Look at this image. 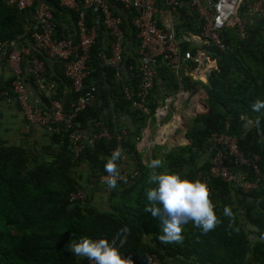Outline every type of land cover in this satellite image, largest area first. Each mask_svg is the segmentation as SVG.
<instances>
[{"label": "trees", "instance_id": "obj_1", "mask_svg": "<svg viewBox=\"0 0 264 264\" xmlns=\"http://www.w3.org/2000/svg\"><path fill=\"white\" fill-rule=\"evenodd\" d=\"M38 2L53 8L57 39L69 34L75 36V11L59 6L58 0H35ZM186 8L185 4L180 9L183 24L177 33L180 35L181 29L198 34L200 28L196 14L193 11L187 15ZM121 16L127 37L126 49L130 53L128 63L135 67L137 73V50L141 42L131 25L132 15ZM29 21V10H20L9 0H0V44L23 34ZM85 21L87 26L96 27L98 32L97 43L88 58L92 74L86 85H97L99 97L93 106L79 114L75 122L86 129L89 128V120H99L109 122L112 129L114 116L122 111L130 113L135 127L126 143L137 155L132 157L134 161L131 163L136 167L129 172V164L124 170L127 179L119 180L114 188H109L100 178L108 175L104 165L118 148L116 139H103L94 146L85 147L77 157L72 150L69 132L62 127H56L51 134L45 132L48 138L45 144L41 141L26 144L22 138L19 140L21 144H17L8 139L11 136L4 135V113L0 110V264H87L89 260L76 257L67 250L70 243L78 242L82 237L115 239L121 255L130 258L133 264H146L153 254L158 255L163 264H264V183L261 189L244 195L242 191L236 192L217 180L212 181L210 199L221 221L218 227L203 234L189 222L183 225L181 243L164 244L159 241L161 221L145 211L149 203L145 191L153 186L148 183L152 170L142 162L135 140L146 123L144 118L128 110L129 103L119 92L121 84L114 82L113 70L102 66L96 58L105 39L100 14L94 15L92 10H88ZM66 22L70 23L68 29L64 26ZM222 38L229 48L227 51L204 47L218 62V69L209 76V84L191 83L190 78L184 77L180 83L167 65L161 63L159 67V77L165 83L164 95L175 93L181 85L186 90L196 91V85L201 84L209 96L208 113L195 117L189 128L191 145L167 151L161 159H156L153 153V160H160L164 170L179 173L189 180H200L201 176L209 173L210 140L214 135L226 133L227 125L228 134L239 139L240 149L246 156L250 153L260 156L259 166L264 175V108L259 111L252 108L256 100L264 101V35L260 29H255L248 41L240 42L235 30L228 28ZM196 51L194 49L193 53ZM36 56L44 59L38 53ZM45 64L48 83H57L53 98L61 99L64 110L68 112L76 94L64 77L62 63L58 65L61 66L59 70H51L46 60ZM186 80L193 86L185 83ZM11 85V78L6 80L0 76V90L11 92ZM0 103L11 105L2 98ZM243 119H250L255 125L246 134L241 131L240 121ZM125 122L121 121L116 128L131 129ZM21 135L29 136L22 132ZM159 146L163 147H156ZM117 164L119 173H122V160ZM83 174L95 191L101 190L109 195L105 209L94 207L91 197L84 202L70 199L72 192L88 188L81 186ZM225 207L231 209V217L224 216ZM123 228L129 231L122 234L120 230ZM121 239H126L123 247H120Z\"/></svg>", "mask_w": 264, "mask_h": 264}, {"label": "built area", "instance_id": "obj_2", "mask_svg": "<svg viewBox=\"0 0 264 264\" xmlns=\"http://www.w3.org/2000/svg\"><path fill=\"white\" fill-rule=\"evenodd\" d=\"M9 3L20 10H29L31 17L23 34L0 44V55H4L3 60L7 63L12 79L11 92L0 90V98L8 104L16 102L19 105L26 124L22 128L23 134H30L35 128L49 134L56 127L68 131L75 157L85 147L94 146L103 139H116L122 152V173H119L122 179L118 181L127 179L124 170L128 169L132 157L137 156L126 143L130 136L127 130L116 128L121 121L133 124L130 113L122 111L114 116L111 120L112 129L109 122L99 120H89V128L86 129L75 122L79 114L93 106L97 96L99 97L97 85H86V80L92 74L88 58L98 38L96 27L86 25V12L92 10L94 15L100 14L104 28L105 39L96 55L97 60L102 66L113 70L114 82L121 84L119 92L123 100L129 103L128 110L136 113L137 117L144 118L146 123L141 136L135 138L137 152L144 157L142 162L145 166L150 164H146L147 161H153L150 149L154 144L151 141L154 126L159 128L155 133L156 145L165 144L181 128L158 137L162 126L176 121L181 115L175 111L182 109L189 100L192 104L197 95L191 96L194 90H186L181 85L178 91L163 95V101L156 103L154 91L161 62L173 71L178 82H182L181 70L194 82H201L203 76H210L217 69L210 68V63L217 61L204 47L211 46L225 52L229 48L222 36L228 28L235 30L240 42L248 41L252 31L258 29L264 19V0H58L59 6L77 13V21L75 36L69 34L57 39L53 8L49 4L35 3V0H9ZM185 4L196 14L197 26L200 28L198 34L191 31H184L180 35L177 33L178 27L183 24L180 9ZM123 13L132 15L131 25L141 42L137 50V73L135 67L128 63L130 53L126 49L127 37L121 16ZM177 18L181 22H176ZM231 21L233 24H230ZM66 27H70V23ZM29 44L44 59L31 56ZM194 49H197L196 53H193ZM45 60L62 63L64 77L76 94L68 112L64 110L61 99L53 98L55 89L45 76ZM136 77L138 80L134 81ZM27 78L31 80L32 86L49 98L46 109L32 105ZM205 100L204 95L201 97L202 103ZM110 105L114 106L111 99ZM194 107L193 105L192 109ZM181 120L183 122L182 116ZM228 129L227 125L226 133L214 135L210 140L211 168L207 175L201 176L200 181L208 186L210 195L211 182L214 180L230 186L236 192L251 194L261 189L264 183V175L259 166L261 158L251 153L246 156L240 149L239 139L229 135ZM107 176L100 178L102 183ZM70 199L84 202L88 199V192L79 188L71 193ZM87 264L91 262L88 261ZM146 264H163V260L153 254Z\"/></svg>", "mask_w": 264, "mask_h": 264}, {"label": "clouds", "instance_id": "obj_3", "mask_svg": "<svg viewBox=\"0 0 264 264\" xmlns=\"http://www.w3.org/2000/svg\"><path fill=\"white\" fill-rule=\"evenodd\" d=\"M214 68L218 69V62ZM207 78L209 82V76ZM205 84L209 83L205 82ZM207 100L204 102L207 103ZM252 108L259 111L264 108V101L256 100ZM121 158L122 152L117 148L104 165V170L108 173L105 183L109 188H114L118 179H122L117 164ZM148 167L152 170L148 183L153 186L145 191L146 199L149 202L145 211L161 221L162 234L158 236L161 243H181L183 241V225L189 222L203 234L218 227L221 221L215 212V205L210 199V190L204 182L198 179L182 178L179 173L164 170L160 160L151 161ZM223 214L231 217V209L225 207ZM120 231L123 234L129 230L123 228ZM124 243H126V239H121L120 247H123ZM67 250L76 257L86 258L91 264H133L130 258H124L121 255L115 239L110 243L103 238L94 240L82 237L78 242L70 243Z\"/></svg>", "mask_w": 264, "mask_h": 264}, {"label": "crops", "instance_id": "obj_4", "mask_svg": "<svg viewBox=\"0 0 264 264\" xmlns=\"http://www.w3.org/2000/svg\"><path fill=\"white\" fill-rule=\"evenodd\" d=\"M186 13H187V15H191V14H193V11L190 8L187 7L186 8ZM123 14H125V13H123ZM125 17H127V15H125ZM65 20H66V18H65ZM262 22H263V23H261L262 25L258 29H260V31L263 32V35H264V19L262 20ZM64 26L65 27L68 26V23L67 22L64 23ZM66 28L68 29V27H66ZM263 40H264V38H263ZM29 46H30V49H31V56L36 55V51H34L32 49V45L29 44ZM2 58H4V55H0V76L4 77L7 80V79L11 78L10 77V72H9V69H8L6 61L3 60ZM58 65H60V64L57 63V62H50L49 61V68L51 70H55V69L59 70V69H61V66H58ZM52 74H53V72H52ZM180 75H181V73H180ZM183 75H184V77L188 78L184 71H183ZM48 79L51 80L50 73H48ZM134 81H136V80L134 79ZM27 82H28V91H29V95H30V98H31V101H32V105L35 108L46 109L48 107L49 98L45 94L39 92L34 86H32L31 80L29 78H27ZM191 82L193 83L194 81L191 79ZM49 83L54 85V89L56 88L57 83H55V82L54 83L49 82ZM201 83L205 84L203 82H201ZM156 84H157V86L159 85L160 87H156V88L159 89V92H158V89L157 90L155 89V91H156L155 94L156 95H155V100L154 101L156 103H161L163 101V95L165 94V86H164L165 83H164V81H162V79L160 77H158L157 81H156ZM161 91H162V93H161ZM196 91H198L197 94H199L198 96L201 98L202 94H203V91H204V89L202 88L201 84H197L196 85ZM0 110L4 113L3 114L4 115V117H3L4 135L13 136V138L15 139L13 143H17L18 141L16 139L17 138L20 139L22 137L21 132H22V128H23V125H24V119H23V116H22L21 109H20L19 105L16 102H14L13 104L8 105V106L6 104H4V103H0ZM204 110H205V107H204V105L202 103L201 106L194 107V112L193 113L189 112V114L190 115H194L196 113H202ZM125 123H127V122H125ZM174 123H175V121H172L169 124H166L165 126H162V128H161V130H160V132L158 134V137H160L163 134H169L172 131H174V129H177L178 126H181V124H182L181 116L179 117V120L175 124ZM128 125H130L131 129L125 128V127H122V128H125L127 130L128 134L130 135V133L132 134V131L134 130L133 127H135V126H133V124H130V123ZM240 126H242L241 127V131L244 134H246L255 125H254V122L252 120L243 119V120L240 121ZM183 128H184V126L183 127L181 126V129L179 131H177L175 136H173L171 138L172 139L171 142L172 143H174V142L176 143L175 146H177V145L178 146H183L185 144V142H187L186 139H185V134H184L185 130H182ZM29 136L32 137L30 139V143H34L35 141H41L42 144H45V143L48 142L47 135L45 134V131L42 130V129H33L32 133ZM4 137H7V136H4ZM129 138H130V136L127 138V140H129ZM8 139L10 141H12L11 138H8ZM186 145H184V146L186 147ZM133 161L134 160H132L131 162L133 163ZM131 162H130V164H131Z\"/></svg>", "mask_w": 264, "mask_h": 264}, {"label": "rangeland", "instance_id": "obj_5", "mask_svg": "<svg viewBox=\"0 0 264 264\" xmlns=\"http://www.w3.org/2000/svg\"><path fill=\"white\" fill-rule=\"evenodd\" d=\"M176 22H181V20L180 19H176ZM230 24H233V21H231V23ZM178 28H180V27H178ZM179 32L180 33H182L183 31L181 30V29H179ZM162 64H164V62H161ZM213 64H215V62H212ZM212 63H210V67H211V65H212ZM216 66V65H215ZM181 76L182 77H184V75H183V70H181ZM186 77H184V79H185ZM206 78V77H205ZM207 79V81H208V78H206ZM190 82H191V80H190ZM189 81H187L186 80V82L185 83H187L189 86H193V84H191ZM199 89V88H198ZM199 91V90H198ZM198 91H194L193 92V94L191 95V96H193L194 94L196 95L197 93H198ZM198 95V94H197ZM191 100H189L187 103H185L184 104V107L182 108V109H180L179 111H175L174 109H173V111H175V112H180V115L183 117V122H182V124H181V126L183 127L184 126V128L186 129L187 127H189L190 128V126H191V123H192V116L193 115H190L188 112L189 111H194V109H192V106L194 105V103H192L191 104ZM207 112H206V110L204 111V112H202V113H196V114H199V115H203V114H206ZM169 118H171V116H169ZM168 118V119H169ZM258 117H256L255 116V119H257ZM168 119L166 120V122L168 121ZM192 119V120H191ZM255 122H257V121H255ZM181 126H178V128H181ZM177 127V126H176ZM144 128H146V126L144 127ZM177 128V129H178ZM182 129V130H185V129ZM159 128L157 127V126H154V132H153V134H152V137H151V141L154 143V144H152V147H151V149H150V152H152V153H155V155H156V159H161L162 158V156L163 155H165L166 153H167V151H171L172 149H176L177 147H185L184 145H186L187 144V142H185V144L183 145V146H175L176 145V143L174 142V143H172L171 142V140L172 139H170V140H168L165 144H162L161 146H163V147H156L157 145H156V140H155V133H156V131L158 130ZM23 133V132H22ZM24 134H26V133H24ZM27 135H29V134H27ZM11 138V140L12 141H14L15 139L13 138V136H11L10 137ZM22 138V141L24 142V143H26V144H29V142H30V139L32 138V137H30V136H22L21 137ZM178 138V137H177ZM184 138V137H183ZM18 142H17V144H21V142L19 141L20 139L19 138H17L16 139ZM186 146H190L189 144H187ZM156 147V148H155ZM146 155V153H144V156ZM159 157V158H158ZM144 157L142 156L141 157V159H143ZM134 160V159H133ZM144 160V159H143ZM150 162H151V160H150ZM149 161H147L146 162V164H149L150 163ZM132 163V162H131ZM136 167V164H131V166L129 167V168H131V169H128V171L130 172V171H132L133 169L132 168H135ZM81 186L82 187H84V188H86V187H88L87 189H85L86 191H88L89 193H88V198H92V200H91V202L93 203L92 205L94 206V207H96V208H99V209H105L106 207H107V203H108V201L109 200H107L108 198H109V195H107L106 193H104L103 191H101V190H96L95 191V189H94V187L92 186V185H89L88 184V179H87V176L86 175H84L83 174V179L81 180ZM94 190V191H93ZM108 197V198H107ZM107 198V199H106ZM107 200V201H106ZM115 202H117V201H115ZM108 210H109V207L107 208Z\"/></svg>", "mask_w": 264, "mask_h": 264}, {"label": "bare ground", "instance_id": "obj_6", "mask_svg": "<svg viewBox=\"0 0 264 264\" xmlns=\"http://www.w3.org/2000/svg\"><path fill=\"white\" fill-rule=\"evenodd\" d=\"M215 65H216V64H212L210 68H214ZM205 77L207 78L208 76H207V75H206V76H203V77H202V80L205 81V82H207V79H206ZM198 95H199V94H198ZM198 95H196V96L193 98V103H194V106H195V107H197V106H201V105H202L201 98H200ZM203 96H204V94H202V97H203ZM189 112H192V113H193L194 111L192 110V111H189ZM189 112H188V113H189ZM179 117H180V116L177 117L175 123L179 120ZM175 123H174V124H175ZM186 141H187V140H186ZM188 143H189V142L187 141V144H188Z\"/></svg>", "mask_w": 264, "mask_h": 264}, {"label": "water", "instance_id": "obj_7", "mask_svg": "<svg viewBox=\"0 0 264 264\" xmlns=\"http://www.w3.org/2000/svg\"><path fill=\"white\" fill-rule=\"evenodd\" d=\"M205 96H206V99H208V94H207L206 92H205ZM203 105H204V107L206 108V112H208V111H209V107H208L207 103L204 102ZM198 115H199V114H194V115L192 116V119H194V118L197 117ZM192 119H191V120H192ZM188 132H189V127H187V128L185 129L184 134H185V139L189 142V145H191V141L188 139Z\"/></svg>", "mask_w": 264, "mask_h": 264}]
</instances>
